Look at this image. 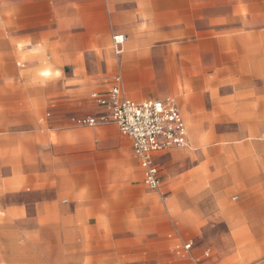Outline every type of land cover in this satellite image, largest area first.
Returning a JSON list of instances; mask_svg holds the SVG:
<instances>
[{
    "label": "crops",
    "instance_id": "1",
    "mask_svg": "<svg viewBox=\"0 0 264 264\" xmlns=\"http://www.w3.org/2000/svg\"><path fill=\"white\" fill-rule=\"evenodd\" d=\"M1 8L0 89L10 95L0 97V183L51 193L37 209L81 224L82 239L60 242L61 264H264L232 263L228 251L204 258L193 246L192 218L231 215L238 227L241 220L250 231L259 225L264 156L260 146H238L236 165L227 163L219 178L211 166L218 147L209 157L191 148L194 122L229 119L244 109L237 102L235 113H225L228 100L207 102L203 88L196 98L195 78L211 73L212 65L190 43H161L160 24L171 23L173 12H160V0H2ZM172 33L187 37L180 29ZM115 36L123 43L114 45ZM115 86L120 99L170 100L184 121L185 146L155 155L156 190L145 186L131 141L114 123L71 121L103 115L92 95L107 96ZM233 193L234 209H214ZM154 194L160 205L150 209ZM154 225L159 239L149 240ZM126 233L133 235L116 239Z\"/></svg>",
    "mask_w": 264,
    "mask_h": 264
},
{
    "label": "rangeland",
    "instance_id": "2",
    "mask_svg": "<svg viewBox=\"0 0 264 264\" xmlns=\"http://www.w3.org/2000/svg\"><path fill=\"white\" fill-rule=\"evenodd\" d=\"M1 5L2 0L0 17ZM164 10L173 13L168 18L171 23L160 24V31L165 33L161 43H190L192 50L212 65L211 73H198L195 78L196 98H201L203 88L202 98L207 102L227 99L229 104L223 106V111L228 114L236 112L237 102L243 103L239 105L244 109L242 115L196 121L193 135L189 127L191 148L203 151L200 156L209 157L211 147H218L211 151V166L220 178L227 163L236 165V147L260 146V155L264 156V0H160V12ZM178 29L185 31L187 37H171ZM7 90L0 89V97L9 96ZM75 120L71 121L78 125ZM263 178L262 172L260 180ZM29 188L21 182L0 183V264H61L65 260L57 255L61 251L59 244L82 239L81 224L68 221L60 211L44 215L36 206L50 201L52 194H30ZM236 197L237 193H233L226 204L214 203V209H234ZM154 198L156 205L150 204V209L160 205L159 196L154 194ZM192 219L196 222L192 242L199 256L217 258L228 251L232 263L264 261V216L256 218L259 225L254 231L242 220L238 227L237 217L231 215ZM156 230V225L149 227V240L159 239ZM116 235L117 240H128L133 234Z\"/></svg>",
    "mask_w": 264,
    "mask_h": 264
},
{
    "label": "built area",
    "instance_id": "3",
    "mask_svg": "<svg viewBox=\"0 0 264 264\" xmlns=\"http://www.w3.org/2000/svg\"><path fill=\"white\" fill-rule=\"evenodd\" d=\"M123 36L113 38L114 45L123 43ZM92 98L105 108L97 118H78V125L93 127L112 122L120 134L130 139L132 151L139 160L143 182L151 190L160 186V169L155 155L186 144V127L182 116L170 100L134 102L120 99L119 89L113 87L107 96L93 94Z\"/></svg>",
    "mask_w": 264,
    "mask_h": 264
},
{
    "label": "bare ground",
    "instance_id": "4",
    "mask_svg": "<svg viewBox=\"0 0 264 264\" xmlns=\"http://www.w3.org/2000/svg\"><path fill=\"white\" fill-rule=\"evenodd\" d=\"M47 72V71H46ZM46 75H47V73H46ZM209 141V140H208ZM209 143H210V141H209Z\"/></svg>",
    "mask_w": 264,
    "mask_h": 264
}]
</instances>
